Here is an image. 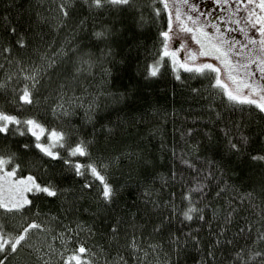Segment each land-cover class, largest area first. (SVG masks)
Returning <instances> with one entry per match:
<instances>
[{
    "label": "snow or ice",
    "instance_id": "obj_1",
    "mask_svg": "<svg viewBox=\"0 0 264 264\" xmlns=\"http://www.w3.org/2000/svg\"><path fill=\"white\" fill-rule=\"evenodd\" d=\"M214 2L228 5L223 10L224 14L217 18H209L211 13L205 16L195 0H55L54 8L50 4L45 9L48 15L33 8L38 24L53 21L56 28L79 14L73 32L85 25L89 17L96 21L100 13L104 16L113 12L121 15L128 13L141 25L145 21V8L157 21L161 15H165L166 27H162L158 33L160 51L153 59L146 61L145 76H159L164 58L168 57L177 80L181 79V69L207 79L206 89L193 88L192 92L199 95L204 91L208 102L202 108L208 115L193 120L202 119L210 124V128L202 132L199 127L185 128L180 133L183 143L179 148L175 143H162L159 150L168 151L169 162L167 171H158V168L163 167L159 163L162 157L137 145L129 144L123 152L106 155L103 147H97L95 127L87 135L71 121L64 127L49 128L36 115L22 117L0 107V133L20 136L30 133L34 137L35 148L44 158L50 162L62 160L63 165L70 167L75 176L83 181L78 186L79 190L74 186L60 187L56 182L59 177H56L55 170L51 175L56 179H38L34 173L41 169L48 171V164H44L41 159H28L7 144L0 146V210L12 220V225L0 220V264H7L9 255L20 257V249L25 247L33 250L35 264H50L53 251L58 253L61 264H187L186 257L191 248L200 254L195 264H216L217 250L232 244L225 236L237 212V207L233 206L234 199L247 201L255 215L264 218V179L255 190L244 192L236 185L229 187L228 180L219 182L224 172V161L231 156L245 154L252 147L250 140L253 138L261 147L249 155L252 160L264 161V123L254 128L244 123L245 105L255 106L264 114V0H235L234 5L229 0ZM14 7L12 0L10 8ZM29 8L32 6L29 5ZM20 11H25L23 5ZM241 12L244 14L242 18ZM10 16L11 12L6 11L0 19L5 20L7 31L16 35V45L28 47L31 39L28 29L18 31L16 26L7 23ZM217 20L227 23L222 25ZM174 23L179 31L191 33L197 47H186V41L180 38H176L177 46H172L176 37ZM233 23L239 26L242 39L230 34ZM116 24V19L110 24L99 23L98 27L94 23L91 36L108 45L124 31L123 26L116 27ZM134 45L137 48L142 46L134 41L128 45L129 51ZM181 49H186L183 57L180 55ZM4 51L11 54L12 45L5 44ZM113 51L112 47L106 46L101 51V58L111 55ZM69 53H73L75 59H69ZM91 56V53H81L78 44H73L71 48L62 44L51 57L42 56L38 64L21 68L22 61L16 60L17 70L8 74L5 80H0V89H8L14 78L22 77L23 82L19 88H11V98L6 102L21 109L24 105L39 104L41 98L36 93L41 80L45 76L51 80L48 74L55 71L58 91L57 102L51 106L52 112L60 117L71 116L74 106L82 102L77 90L80 96L89 95L81 77L94 64ZM69 92L75 100L65 103L64 98ZM92 95L93 100L85 108V118L89 123L96 120L95 94ZM106 95L114 97V104L123 105L133 92L127 90ZM158 111L157 107H153L150 111L130 112L127 119L121 115L106 117L101 124V133L113 136L125 130L121 125L135 126V123L145 122L151 125L148 131L157 134L161 130L158 125H152L150 117ZM212 129H215V133ZM41 137H45L47 142H43ZM160 138L164 139L162 135ZM56 146H63L67 156L55 150ZM20 149L28 152L30 146L22 144ZM74 156L83 159L70 158ZM121 156L127 157L129 161L127 183H131L138 191L134 193L135 203L131 206L122 204L117 214L114 205L123 194L126 184L110 182L109 169L113 164H118ZM97 181L99 186L94 188ZM157 181L160 188L155 186ZM213 181L216 183L213 184ZM164 188L174 189L168 192L167 199L161 195ZM222 192L233 194L234 199L225 198L227 207L215 202ZM45 194L52 198L60 197L65 205L64 213H73L72 220L63 225L64 231L57 233L62 246L53 249L49 244L47 252L41 246V240L33 241V234L50 232L51 221L57 217L54 213H41L39 208L29 216L24 215L26 207L34 205L33 195L39 197ZM85 198L88 200L87 207L80 203ZM77 205H80L79 211L86 214L88 219L75 215ZM17 216L20 217L18 222ZM105 218L108 223L104 226L105 231L100 233L97 227L103 224ZM251 227L252 223L244 225V228ZM81 231L91 238L100 235L104 244H89L88 239L80 236ZM258 241L264 242V231L253 241V246ZM113 247L116 249L114 253L111 251ZM165 248L167 251H164ZM122 252L127 253V256L122 255ZM161 254L163 259H160ZM228 256L231 259L226 260ZM256 258L264 260V251L257 252L252 248L246 250L239 246L235 251L222 252L219 257L224 264H255Z\"/></svg>",
    "mask_w": 264,
    "mask_h": 264
},
{
    "label": "trees",
    "instance_id": "obj_2",
    "mask_svg": "<svg viewBox=\"0 0 264 264\" xmlns=\"http://www.w3.org/2000/svg\"><path fill=\"white\" fill-rule=\"evenodd\" d=\"M148 2V0H145ZM12 0H0V17L8 11L11 12V16L7 23L12 26H16L18 31L28 29V34L31 36L29 45L26 48H20L16 45V35L7 31L5 27V20L0 19V80H5L6 76L12 71L17 70L16 60L22 61L20 65L24 68L30 64H38L41 62V57H51L52 53L57 52L62 44L66 48H71L73 44H78L81 53H91V59L94 64L90 71L83 73L81 77L84 84L87 85L86 91L89 93L87 96H80L79 89L77 95L82 101L80 104L75 105L73 114L68 117H60L54 115L51 106L57 102V88L58 76L55 71H51L48 75L51 76V80L48 76H45L41 80L39 91L36 93L41 98L39 104L24 105L23 108L17 107L15 104L7 103L6 101L11 98V88H19L20 83L23 82L22 77H16L11 82L8 89H0V107L5 110L15 112L17 115L27 116L36 115L41 122L50 127H64L69 121L73 125L80 127L81 132L85 135L91 133L92 128L97 130V147H103L105 154H117L124 151L126 145H137L141 148H146L148 151L156 154L162 159L159 163L163 165L162 168H158V171H167L169 153L165 149L161 152L160 145L176 144L177 148L182 146V140L180 133L185 128L192 127L201 129V132L205 128H210V124L201 120H193V118L205 117L208 112L202 108V105L208 102L204 91H201L199 95H194L193 88L206 89L208 80L199 74L190 73L187 70H180L181 79L177 80L174 72L171 69V64L168 57L164 58L161 74L156 77L146 78L145 68L146 61L153 59L160 51V37L159 30L162 27H166V16L161 15L159 21L155 19L153 14L145 8L144 16L145 21L143 24H139L133 20V17L128 13L123 15L113 12L109 16H104L100 13L96 21H93L91 17L86 21V24L77 28L73 32V28L79 20V14L73 16L67 21L66 24L61 25L59 28L53 26V21H46L42 23L36 22L35 11H40L44 15H48L45 9L51 4L55 7V0H14L15 7L10 8ZM23 5L25 11L21 13L20 8ZM29 5L32 8H29ZM54 14V13H53ZM88 15V13H84ZM137 18L139 13L136 14ZM113 19L117 20L116 27L123 26L124 31L117 37V39L106 45L105 41L98 40L91 36V32L94 31L93 24L99 26V23L110 24ZM139 42L142 46L137 48L135 45L132 50L129 51L128 45L133 42ZM5 44L12 45L11 54L4 51ZM51 45V47H49ZM107 47L114 49L111 55L101 58V51ZM88 56L85 55V59ZM69 59H75L73 53H69ZM11 62V63H10ZM110 69V71H108ZM131 90L133 95L127 97L123 105H116L113 103L114 97L106 95L107 93H119ZM95 94V107L96 120L89 123L86 121L85 108L90 101L93 100ZM45 97L47 99H45ZM65 103L70 100L74 102L75 98L72 97L71 92L65 96ZM220 106V105H218ZM153 107H157L159 111L150 117L152 125H158L160 132L152 134L148 131L149 125L145 122L135 123V126L131 124L121 125L125 130L117 132L113 136H109L106 133H101V124L106 117H115L117 115L123 116L127 119L130 112H143L145 110H151ZM244 123L245 125L256 127L264 123V114H261L260 110L255 106H244ZM215 133V129H212ZM161 135L163 140H161ZM143 137V139H141ZM44 141L47 140L44 137ZM252 147L248 148L245 154L240 156H231L224 161L222 166L224 172L222 178L219 181L223 183V180H228L231 185H236L240 188L241 192L247 190H255L261 184L264 179V161L252 160L249 153L254 150L259 151L261 144L253 138L250 140ZM7 144L14 151L20 152V154L28 159H41L44 164H48V171L39 170L34 173L37 174L38 179L51 178L59 179L56 182L60 187L74 186L79 190V185L83 181L76 177L70 167H65L62 160H56L50 162L48 158H44L38 149L34 146V137L30 133H25L24 136L18 134L5 135L0 133V146ZM28 144L30 150L28 152H22L20 145ZM55 150L60 151L62 156H67L66 149L63 146H56ZM96 151V148L93 149ZM71 159H83L80 156L70 157ZM128 158L121 156L118 164H113L109 169L110 182L115 184H126V188L120 199L114 205L116 213L119 214L122 204L128 203L131 206L135 203V192L137 188L133 187L128 181ZM214 167V165H213ZM55 170L56 177L51 175V172ZM217 175H221L217 173ZM135 176H133V181ZM213 184L216 181L212 182ZM99 186L97 181L94 184V188ZM160 188L159 181L155 185ZM170 188H164L161 195L164 199L168 198V192ZM215 191L214 188L211 189ZM86 192V196H87ZM234 199L231 192H222L220 197L216 198V204L227 207L225 198ZM34 205L26 207L24 211L25 216H29L39 208L41 213H54L57 219L51 221L52 230L48 233L33 234V241L41 240V246L44 251H48V245L50 244L53 249H59L61 245V238L57 235L58 232H63V225L69 220H72L73 213H64L65 205L62 203L60 197H49L46 194L42 196L33 195ZM87 207L88 200L85 198L80 202ZM258 204L259 201H256ZM215 206V205H214ZM237 207V212L233 219V222L228 226V230L225 239L231 240L232 244L225 249L217 250L216 264H224L219 259L222 252L235 251L236 247H244L246 250L252 248V250L260 252L264 251V242L258 241L256 246H253V241L260 232L264 231V218L255 215L254 209L249 205L247 201L241 202L239 199H234V205ZM80 205H77V211L75 215L80 216L82 219H88L87 215L79 211ZM19 216L16 217L18 222ZM99 219V218H98ZM0 220H6L12 225V220L5 215L3 210H0ZM108 221L105 218L103 224L98 225L97 231L103 233L105 231L104 226ZM246 223H252L251 229L244 228ZM243 229V231H239ZM45 237L41 239V237ZM203 235V233H202ZM80 236L88 239L89 244H104V239L100 235L91 238L88 237L85 231L80 232ZM55 237V239H53ZM106 239V238H105ZM31 243V241H30ZM95 250V248H93ZM113 253L116 251L115 247L111 250ZM167 251V248L164 249ZM27 254V255H25ZM122 255L127 256V253L122 252ZM199 253L195 248H191L186 257L187 264H195V261L199 259ZM52 260L50 264H61L58 253L53 251L51 253ZM20 257H24L23 260ZM20 257H13L9 255L7 264H35V257L33 250L30 248L20 249ZM161 254L160 259H163ZM151 259V257H150ZM225 259H231L230 256ZM255 264H264V260L261 258L255 259Z\"/></svg>",
    "mask_w": 264,
    "mask_h": 264
},
{
    "label": "rangeland",
    "instance_id": "obj_3",
    "mask_svg": "<svg viewBox=\"0 0 264 264\" xmlns=\"http://www.w3.org/2000/svg\"><path fill=\"white\" fill-rule=\"evenodd\" d=\"M195 2H197L200 5V9L204 13L205 16H208L209 13H211V16L209 18H217V17H219L213 12L215 9H219V11H220L219 15H222V14H224L223 10L228 7V5L224 4L223 2H221V4H219V5L215 4L214 0H207V1L206 0H195ZM229 3L234 5L235 4V0H229ZM243 15H244L243 12H241L240 13V18H242ZM217 22L222 24V25L227 23V21H219V20H217ZM238 29H239V26L235 25L233 23L232 29L230 30V34L233 37H235L236 39H242L243 38V34ZM209 30L211 31L212 29L209 28ZM173 31L176 33V37L172 41V46L173 47L177 46L176 45V38H180V39H183L184 41H186V47H192V48L197 47L195 41H193L192 38H191V33L179 31L177 29V26H176L175 23L173 24ZM185 50L186 49H181V52H180L181 57H183V54H184ZM169 61H170V59H169ZM254 71H255V69H254ZM41 140L43 142H45L44 141V137H41Z\"/></svg>",
    "mask_w": 264,
    "mask_h": 264
},
{
    "label": "flooded vegetation",
    "instance_id": "obj_4",
    "mask_svg": "<svg viewBox=\"0 0 264 264\" xmlns=\"http://www.w3.org/2000/svg\"><path fill=\"white\" fill-rule=\"evenodd\" d=\"M213 12H214L217 16H220V15H219V13H220V12H219V9H215Z\"/></svg>",
    "mask_w": 264,
    "mask_h": 264
}]
</instances>
